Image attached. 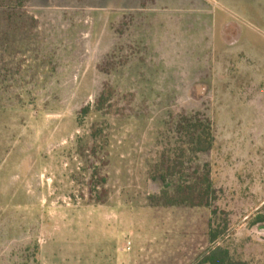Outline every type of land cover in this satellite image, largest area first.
<instances>
[{
    "label": "rangeland",
    "instance_id": "rangeland-1",
    "mask_svg": "<svg viewBox=\"0 0 264 264\" xmlns=\"http://www.w3.org/2000/svg\"><path fill=\"white\" fill-rule=\"evenodd\" d=\"M190 122L210 151L191 152ZM164 158L209 174L211 208L165 206ZM263 206L264 0H0V264L218 246L264 264Z\"/></svg>",
    "mask_w": 264,
    "mask_h": 264
},
{
    "label": "trees",
    "instance_id": "trees-1",
    "mask_svg": "<svg viewBox=\"0 0 264 264\" xmlns=\"http://www.w3.org/2000/svg\"><path fill=\"white\" fill-rule=\"evenodd\" d=\"M184 125V124H183ZM190 131V150L194 154H200L210 151L213 147L214 137L211 134V127L201 122L188 123ZM172 160L163 159L159 166H156L151 174L152 180H161L163 189L160 198L164 201L165 206H187V207H208L211 208L214 199L215 190L213 189L212 182L209 174L204 172L201 174L199 168L193 173L185 170L183 162H176L170 165ZM169 163V164H168ZM178 179V185H170L169 177ZM189 179H192L190 182ZM105 181V180H103ZM105 183V182H104ZM172 190V191H171ZM213 197V198H212ZM100 201H98L99 203ZM215 213V212H214ZM251 225L259 226L264 230V206L262 210L252 220ZM211 243H215L220 237L219 231L212 232ZM196 264H246L242 262H234L227 250L221 247H215L205 254H203Z\"/></svg>",
    "mask_w": 264,
    "mask_h": 264
},
{
    "label": "built area",
    "instance_id": "built-area-1",
    "mask_svg": "<svg viewBox=\"0 0 264 264\" xmlns=\"http://www.w3.org/2000/svg\"><path fill=\"white\" fill-rule=\"evenodd\" d=\"M130 249H131V242H127L124 250L130 251Z\"/></svg>",
    "mask_w": 264,
    "mask_h": 264
}]
</instances>
